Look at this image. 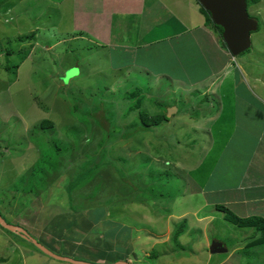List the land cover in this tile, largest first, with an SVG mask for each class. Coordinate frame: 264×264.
Returning <instances> with one entry per match:
<instances>
[{
  "label": "rangeland",
  "instance_id": "obj_1",
  "mask_svg": "<svg viewBox=\"0 0 264 264\" xmlns=\"http://www.w3.org/2000/svg\"><path fill=\"white\" fill-rule=\"evenodd\" d=\"M20 1L0 0V214L3 222L24 229L56 255L87 264L120 261L128 264H264V246L256 248L255 244L264 236L258 231L254 233L253 228L252 231L241 230L224 221L227 220L225 213L215 208L222 206L241 218L245 216L242 213L245 207L236 204L230 210L223 203H217L221 200H212L216 198L213 194L206 192L201 196L196 192L197 187L222 188L229 184L235 192L238 185H245L244 176L264 180V141L254 142V148L257 146L259 151L246 149L238 153L236 167L250 168H245L240 176L241 170L235 167V160L229 158L228 152L214 157L205 153V148H209L205 142L207 125H202L206 105L192 113L189 119L193 126L187 119L183 122L180 115L185 104L195 101L192 98L195 93H203L211 87L206 89L207 96L218 99L223 84L224 93L231 84H241L239 95L243 101H249L253 112L252 117L243 116L239 121L244 129L248 128L251 139L262 132L264 124L255 117L259 112L264 114V0L247 8L249 17L257 20L258 32L251 34L249 50L230 59V69L239 70L238 75L233 72L232 79L227 81L221 70L213 82L198 87L197 92L191 94L182 92L181 85L170 79L193 80L206 72L202 68L205 57L194 47L197 48L195 42L205 40L201 30L183 33L189 53L188 60L180 65L181 71L174 68L173 62H164L169 79L115 74L111 78L105 68L98 69L107 64L106 58L97 56L100 49L91 47L86 51L87 44L79 40L87 35L82 14L89 13L90 8L94 12L101 6L108 9L105 4L101 5L102 0H70L69 4L63 2L58 7L53 5L59 2L56 0ZM124 1L108 0L110 10H120L118 20H123L126 13ZM192 2L197 4L195 0ZM169 15V10L165 11L161 19L167 17V22ZM193 18L200 20L196 13ZM35 25L42 28L40 35L45 39L39 35L38 44L34 40L28 43L18 32L25 33ZM15 48L17 55L6 57V51ZM145 52L140 56L142 62L146 57H153L152 50ZM156 55L162 56V50ZM163 57L170 58L171 54L165 53ZM111 65L113 62L109 61ZM5 66L12 68L6 70ZM215 68L218 67L213 63L210 69L215 71ZM70 69L72 78L63 83L60 78ZM98 87L105 92L96 96ZM116 88L119 94L137 92L143 99L139 109L150 116L166 112L167 117L168 109L173 107L179 113L172 114L174 116L158 127H149V132L128 140L118 139L142 123L138 110L128 112L127 106H123L125 102L110 93ZM96 100L115 104L114 117L108 124L102 120V113L97 114L98 122L86 114L88 109L89 114L95 112ZM157 104H164V109ZM44 118L53 122L56 139L62 144L68 143V152L60 151L59 158L50 156L48 140L53 139L51 136L44 137V143L37 142L39 151L36 141L32 140L36 134L29 133L30 128ZM111 123L118 132L114 136L117 140L106 145L104 161L108 160L109 165L95 168L90 177L79 181L100 156V142L112 130ZM212 138L213 147L222 150L217 129ZM52 153L56 155L53 149ZM41 158L50 162L37 165ZM210 161H216L217 169L203 180V171L212 167ZM197 179H202L198 185ZM219 195L222 200L233 198L225 192ZM234 198H239V194ZM211 202L214 204H207ZM203 203L206 206H202ZM244 205L249 207L248 214L257 206ZM215 215H220V220ZM211 218L217 219L213 225H210ZM94 221L98 222L90 228V222ZM179 229L181 233L176 236ZM77 237L81 244H75L78 249L74 255L70 246ZM244 241L252 242L250 248L242 245L235 253H230ZM212 242L221 243L227 253L209 255L207 251ZM0 264L70 263L54 260L30 242L0 227Z\"/></svg>",
  "mask_w": 264,
  "mask_h": 264
},
{
  "label": "crops",
  "instance_id": "obj_2",
  "mask_svg": "<svg viewBox=\"0 0 264 264\" xmlns=\"http://www.w3.org/2000/svg\"><path fill=\"white\" fill-rule=\"evenodd\" d=\"M69 1L70 0H61L58 2V0H56V2L58 3L55 4L53 2L52 3L53 5L58 7V5H60L63 2L69 4ZM192 1L194 0H132V1L125 0L123 4L124 7H126L125 10L126 13L124 14V16H122L124 19L118 20V17L121 16L120 10H116V9L110 10L108 0L106 1L102 0L101 5L105 4L108 7V9L101 6L99 7L98 10H96V12H94L90 8L89 13H87L86 15L82 14L81 18L85 20L87 25L86 26L87 30H84L87 35H85L86 37L81 38L79 40H84V42L87 44L86 51H89L91 47L100 49L101 53L99 52L100 55L97 56H99V58H102V56L103 58H106L107 64L104 65L105 67H102L103 64L101 65V67L98 66V69L105 68V71L107 72V76L109 75L113 76L114 74H115L114 76L149 75L150 77H159V78L165 77L169 79L170 75L166 72L167 64L164 62H173L174 68L176 70L181 71L180 65L188 60L187 54L189 53L188 52L189 49L186 45V43L188 42L186 41L185 43V41L182 38L183 33L191 30L193 31L201 30L203 33L202 36H204L205 40L204 42H195L197 48L196 46L194 47L195 49H197L198 54L205 57V59L203 60L204 67L202 66V68L205 69L206 72L203 74L202 77L197 76L193 80L190 79L178 80V78L170 79V80H173L175 83H179L181 85L180 89L182 90V92L184 91L186 94L195 93L197 92L196 89L198 87L204 86L209 82H213L217 77V75L220 74L221 70L222 72H224L225 77L228 78L227 81L228 80L230 81L232 79L233 72L236 71L235 75H238L239 70L230 69V67H232L230 65V61H231L230 59L232 57L229 55V53L226 50L222 48V45L220 43V37L218 36L217 30H215L214 28H212L207 24L205 17L198 10L199 6L197 8V4L193 5ZM20 3H22V0L20 1ZM168 10L170 12V15H169V20L166 22L165 20L167 17H165V20L161 19V17L163 18V13ZM195 13L200 16L199 21H196L193 18ZM178 25L180 26V28H182L183 30L182 32ZM36 26L37 25H35L34 27H30L28 31L25 33L18 32V34L24 35L25 38L28 39V43L33 42L32 40H34L36 44H38L37 43L38 40L36 39L39 38L40 29L42 28ZM68 26H70L69 28H71L70 23L68 24ZM90 27H91V31H90ZM7 32H11V31L8 30ZM30 36L33 37L30 38ZM41 36L42 34L40 35V37ZM203 43H204V48H202ZM146 49L152 50L153 57H146L144 59V62H142L140 56L142 54H146L145 52ZM158 50H162V56L156 55ZM165 53L171 54V57L170 58L163 57V54ZM89 60L92 59L89 58ZM109 61H112L113 65L109 66ZM213 63L219 69L215 68V71L210 69V66ZM96 67L97 66H95L94 68ZM113 70H117L116 71L117 73L115 72L113 73L112 72ZM109 71H111L112 73L111 72L109 73ZM223 86L224 84L222 85V87L220 86L219 88V92L217 94L219 96L218 99L216 98L217 101L216 102L209 101L208 105L204 110L205 123L203 122L202 125L203 127H206L207 125L206 127L207 138L205 139V142H208V146H209V148L207 147L205 148V153L209 152V154H212L213 155L212 157H214L217 155H222L224 152H228L229 158L233 157V160H235L234 163L236 167V162L238 161L236 158L238 156V153H241L242 150L245 151L246 149L248 150L250 149L253 150V152L259 151V148L257 146L254 148L255 145L254 142L264 141V132H263L264 127L262 129V132L259 131L258 136H252L251 139L250 138L251 136L248 135L249 134L248 128L244 129L242 123H240L239 121L240 118H242L243 116L252 117V112H253V109L252 107L249 106L248 102L243 101L242 96L239 95L241 93V91L239 90L241 88V84L239 85L231 84V86L225 93L223 92ZM207 88L211 89V87L210 88L207 87ZM206 89L203 91V93H199V94L195 93V94H197L198 96L207 95ZM221 91L222 94H220ZM194 96L192 98H194ZM238 100L240 102H238ZM191 103L194 104L193 102ZM191 103L188 104L190 110H188L185 114L184 113L181 114L183 122H185V119H187V122H190V125L191 123L193 124V121H191L189 118L193 116L195 114L194 112L197 110L196 108H194V105H191ZM257 110H259V108ZM192 113L194 114L192 115ZM174 115H171V117ZM255 118H258L257 120H262V122L260 121V123L262 125L264 124V114L259 112ZM201 123H197V124L199 125ZM216 129L218 130L219 133V139L222 142L220 144L222 145L221 147L222 150L219 149L216 150L215 146L213 147L214 140L212 138V134ZM210 164L212 165V167L210 169H207L208 172L203 171L204 174L203 180H206L207 177H210L211 172L213 173L217 169L216 161L213 163L212 161H210ZM236 168L238 170H241L240 176H242L244 174L245 168H249V167L244 166L243 168L239 169L237 166ZM205 172H207V174ZM242 179L245 185H238V187L235 189V192H232L233 188H230L232 184H229L226 187H222V188L216 187L215 185L208 188L197 187L196 192L199 191V195L201 196H203L206 192L213 194L214 196H216V198L212 200H217V199L221 200L220 202L217 203L220 204L223 203L224 205L223 204L222 205L227 206L228 209H230V207L236 204L240 206L241 205L244 206L246 210L245 209L242 210V213L243 212L245 213V216L243 215L241 216V218L243 219L260 218L261 220L264 221V180L262 179L257 180L253 178V176L251 175L248 177L244 176L242 177ZM200 180L202 179H197L195 181L197 185L199 184ZM193 184H194V180H193ZM224 192L227 193L228 196L231 195L233 198L232 199L227 198L222 200L219 194ZM236 193L239 194V198H234V196H236ZM207 204H214V202ZM244 204H247V206H251V205L253 206V204H255L257 205L256 210L253 211V209L251 208L250 214H248L249 207H246V205ZM202 206H206V205L203 203ZM96 211H102V210H96ZM215 217H218V219L220 220V215L217 216L215 215ZM211 219L207 221L211 220L210 225H213V223L217 219L214 218ZM97 222L98 221H94L93 223L90 222L89 224L90 228ZM117 222L118 221H116L115 223ZM119 223L121 222L119 221ZM117 226L120 225L117 224ZM237 228H240L241 230L252 231L251 228H241V227H237ZM202 230L205 231L204 228H202ZM82 233L84 235L85 232ZM108 234L112 235V233H108ZM77 240H79V237L71 241L70 250H72V254L74 255H77V249H78L75 248V244L77 243L81 244V242ZM106 242H110V241H106ZM250 243L247 244V242L244 241L243 243H241V245H238L236 246L235 249H232V252L230 253H235L239 249V246L242 245H244L243 247L250 248L249 247V245H251ZM262 246H264V244L256 246V248ZM120 262H124V261H120Z\"/></svg>",
  "mask_w": 264,
  "mask_h": 264
},
{
  "label": "trees",
  "instance_id": "obj_3",
  "mask_svg": "<svg viewBox=\"0 0 264 264\" xmlns=\"http://www.w3.org/2000/svg\"><path fill=\"white\" fill-rule=\"evenodd\" d=\"M58 1H61V0H58ZM245 1H246L247 8L251 7V5H256V4L259 3V0H245ZM197 5L199 6L198 3H197ZM199 8H200L199 9L200 13L205 17V20H206L207 24L208 25L209 24L212 25L211 27L214 28L215 30H217L218 36L220 37L222 30L219 27H216V26H214L212 24V22L210 20V16H209V14L207 12H205L200 6H199ZM252 19H254V18H252ZM254 20H256V19H254ZM31 37H33V36H30V38ZM220 43L222 45V48L224 50H226L225 47L223 46L221 40H220ZM15 50H16V48L13 49V50H10V51L9 50L6 51V54H5L6 57L16 56L17 55V52L15 53ZM18 55H20V54H18ZM22 58H24V57H22ZM10 68H12V67H10ZM10 68L8 66H5V69L6 70H9ZM72 75H73L72 74V70L71 69L70 70H67V71H65L64 75L60 78V80L63 83H65V82H67V80L69 78H72V77H69V76H72ZM77 75H75V76H77ZM111 78H112V76H111ZM109 85H110V83H109ZM109 85H108V87H109ZM100 88H102V87H98V89H97V91L95 93L96 96L101 95V94H103V92H105L104 88H102L99 91ZM238 88H240V87H238ZM118 89L119 88H116L115 90H111L110 93L112 95H114V97H118L119 96V98H121L120 100H122L123 102H125V103H123V106H125V107L127 106L126 109H127L128 112L129 111L132 112V111L138 110L139 118H140V121L142 123L141 126L135 128L130 133H123L121 136H119L120 138H118V139L128 140V139L134 137L136 134L151 131L149 129V127H158V126L161 125L162 122H167V120H166L167 117L165 115V113H166L165 111H164L165 113H163V114L157 113L156 115L150 116L149 114H147L144 111L140 110L139 108H140V105H141L143 99H140L138 97L137 92H135V91L128 92L127 91V92H125L123 94H119V91H116ZM110 93H108V94H110ZM242 93H244V95H246L247 92L245 90H243ZM249 98H251V96H249ZM194 100H195L193 102L194 104L191 103V105H194V108H196V109H198L200 107H204L205 105L207 106L209 101H212V102H216L217 101V99L214 98V97H212L211 95L210 96L209 95L208 96L207 95L198 96L197 94L194 97ZM96 102H97V104H96L95 108H93V111H95V112L93 114H89V109H88L86 111V114L89 115L90 118L92 117V119L94 120V122H98L97 120L99 118H97V114L98 113H102V120L103 121H106L107 124H108L109 122H111V120L114 117V113H113V110L112 109H113V106L115 104H113L112 102H108V103L101 102V100L99 102H98V100H96ZM247 102H249V101L247 100ZM157 105L162 106V109H164V106H163L164 104L163 105L162 104H157ZM188 109H189L188 104H185V107H184L182 113L180 112V115L183 114V113L185 114ZM191 109H193V108H191ZM90 111H91V109H90ZM103 111H104V115H103ZM176 113L177 114L179 113L178 110H177ZM111 126H112V123H111ZM111 128H112V130L110 132H108V135L106 136V138L102 139V141L100 142V147H102V150L99 152L100 153V156L97 157L98 159L96 158L95 162L92 164V167L88 168L89 170L88 171L86 170V172L83 173L84 176H81V177L78 178V179H80L79 181H83L84 179L86 180V178L90 177L91 176V175H89L90 172L93 173V171H94L95 168L100 167L102 165H104V166L109 165L108 160L104 161V154L107 153L106 145L109 144V143H113V142H115V140H117V138H115L114 136L118 132L115 128H113V126ZM30 130H29V133L32 132L33 134H36V138L34 137L32 140L36 141V144L37 145L36 144L35 145H36L37 150L39 149V146H38V143L37 142L42 141L44 143V140H45L44 137L51 136V138H53V139L48 140V144H49V147H50V156H55V157H58L59 158V155L61 154L60 151L68 152V149H67L68 148V143H63L62 144V142L59 139L58 140L56 139L57 138L56 137V133L57 132L54 129L53 122H51L50 120H47L45 118L44 119H41L39 122L35 123L30 128ZM37 136H38V138H37ZM192 143L195 144L196 142L193 141ZM64 145H65L66 149H65ZM52 149L55 151L56 155H54L52 153ZM39 151H40V149H39ZM62 154L64 155V153H62ZM41 159H39L41 161H40V163H37V165H39V164H46V162H48V163L50 162V161H46L43 158H41ZM97 161H98V163L96 164ZM46 171L47 170H45L44 173ZM117 172L120 174V169H117ZM120 176H122V175L120 174ZM164 184L165 185H163V186H165V188H166L167 183L165 182ZM154 191L157 192L156 188L154 189ZM152 196H155V194H152ZM216 208L218 209V211H221V212H224L225 213L226 219H227V221L229 223H231L233 225H236L237 227H241V228H253L254 229V233L258 231L257 233H260L262 236H264V221L261 220L260 218H246V219H243V218H239V217L235 216L234 214H232L231 212H229L228 210H226L222 206H217ZM180 233H181V230L179 229L178 232H177V234H176V236L179 235ZM16 236H17V238H20L21 240H23V238H21L20 236H18V235H16ZM263 239L264 238H262V239L259 238V240L255 244H257V246H259L261 244H264V240ZM46 249L49 250L48 248H46ZM49 251H51V250H49ZM51 252H53V251H51Z\"/></svg>",
  "mask_w": 264,
  "mask_h": 264
},
{
  "label": "water",
  "instance_id": "obj_4",
  "mask_svg": "<svg viewBox=\"0 0 264 264\" xmlns=\"http://www.w3.org/2000/svg\"><path fill=\"white\" fill-rule=\"evenodd\" d=\"M196 2L209 14L212 24L222 30L220 35L221 42L232 57H237L249 50L251 46L250 36L258 30V23L249 17L245 0H196ZM176 112L177 109L175 107L169 108L167 111V118H170L171 115L176 114ZM0 227L22 237L43 254L57 261H64L70 264H87L54 254L40 245L21 228L4 223L1 215ZM208 252L210 255H220L225 254L226 250L220 243L212 242ZM114 264L128 263L117 262Z\"/></svg>",
  "mask_w": 264,
  "mask_h": 264
},
{
  "label": "clouds",
  "instance_id": "obj_5",
  "mask_svg": "<svg viewBox=\"0 0 264 264\" xmlns=\"http://www.w3.org/2000/svg\"><path fill=\"white\" fill-rule=\"evenodd\" d=\"M251 19H252V18H251ZM255 21H256V20H255ZM256 32H258V31H256ZM256 32H255V33H256ZM220 40H221V38H220ZM229 55H230V54H229ZM230 56H231V55H230ZM231 57H232V56H231ZM232 58H234V57H232ZM220 244H221V243H220ZM221 245H222V244H221ZM222 247L224 248L223 245H222ZM208 249H209V248H208ZM224 249H225V248H224ZM225 250H226V249H225ZM226 253H227V250H226ZM226 253H225V254H226Z\"/></svg>",
  "mask_w": 264,
  "mask_h": 264
}]
</instances>
